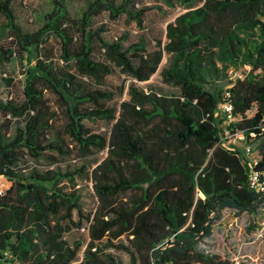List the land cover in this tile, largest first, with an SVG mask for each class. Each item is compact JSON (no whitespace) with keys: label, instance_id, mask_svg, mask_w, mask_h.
Returning a JSON list of instances; mask_svg holds the SVG:
<instances>
[{"label":"trees","instance_id":"obj_1","mask_svg":"<svg viewBox=\"0 0 264 264\" xmlns=\"http://www.w3.org/2000/svg\"><path fill=\"white\" fill-rule=\"evenodd\" d=\"M69 1L50 0L41 25L28 30L13 0H0V37L10 38L0 43V65L35 52L37 70L25 69L20 97L0 98V177L11 182L0 192V261L124 264L122 251L130 264H233L200 241L222 210L253 215L264 203V191L250 186L252 171L264 183V0H162L182 10L152 49L144 35L127 46L124 37L107 40L95 21L106 12L142 28L150 6L88 0L72 14ZM165 56L161 81L176 92L137 86ZM231 67L244 77L232 81ZM111 75L121 83H109ZM223 99L233 106L230 134L257 152L256 164L224 146ZM94 119L108 132L93 131L86 121ZM41 159L81 162L31 165ZM78 178L91 182V212ZM83 226L79 256L82 240L64 234Z\"/></svg>","mask_w":264,"mask_h":264},{"label":"rangeland","instance_id":"obj_2","mask_svg":"<svg viewBox=\"0 0 264 264\" xmlns=\"http://www.w3.org/2000/svg\"><path fill=\"white\" fill-rule=\"evenodd\" d=\"M88 0H70L69 9L72 14L78 13L85 7ZM137 5L150 6L146 12L145 21L142 28H138L134 23H128L124 17H119L115 21H111L107 17V13H101L100 17L96 18V23H104L106 31L103 36L107 40L124 37V45L127 46L130 42L136 40L138 35H144L148 40V49H152L154 39L162 37L165 40L164 29L168 22L182 10L179 6L170 7L163 3L162 0H137ZM14 12L17 15L18 22L24 29L35 30L41 25V18L50 9V0H13ZM0 23L2 19L0 17ZM126 37V38H125ZM10 38L6 35L0 37V43H7ZM48 45L57 46V39L53 35L47 37ZM35 52L26 54L23 60L17 56H13L10 62H5L0 65V98L6 99L9 97H20L21 89L24 82V71L26 68L36 72ZM166 63V56L162 59L157 71L145 82H135L137 86L145 90L149 86L157 91L164 93H174L176 89L170 85H166L161 81L160 70ZM242 69V68H239ZM12 78V83L7 84L3 78ZM108 82L112 84H120V78L116 75L108 77ZM123 98H128L126 93ZM217 118L222 122L220 109H216ZM86 124L95 132H108L109 125L103 120L94 119L86 121ZM230 139H228L229 141ZM235 147L241 153L245 160H250L254 157L253 154H248L244 150V142L235 138ZM105 152H99L95 157L89 159H102ZM52 164L47 159H41L36 164L37 167L43 169L47 166L65 167L69 163L80 164V160L64 161ZM77 187H80L82 194V205L85 211L91 212L96 204V198L92 192V185L89 180L80 178L76 181ZM11 182L0 177V191H4L9 187ZM87 223L85 222L84 225ZM64 237L72 242L80 239L83 242L79 256L85 248V243L88 239V234L85 226L80 229L73 228L64 234ZM201 248L210 253H216L228 259H236L242 264H264V203L258 208L256 214L246 212L238 213L235 210L226 208L221 211L220 217L214 220L211 235L204 237L200 241ZM124 264H130L129 256L125 252H117ZM0 264H6L0 261Z\"/></svg>","mask_w":264,"mask_h":264},{"label":"built area","instance_id":"obj_3","mask_svg":"<svg viewBox=\"0 0 264 264\" xmlns=\"http://www.w3.org/2000/svg\"><path fill=\"white\" fill-rule=\"evenodd\" d=\"M228 76L229 78L234 81L235 79H242L244 77V73L242 69H234V68H229L228 71ZM223 96L228 97L229 93L227 90L224 91ZM218 108L220 109L221 115H222V119L223 121L221 122V138H222V142L224 144V146H227L230 149H236L235 147V138L236 139H243V136L240 134L238 136H232L230 134V128L229 125L232 123V121H234V115H233V106L232 104L227 101V100H222L219 102L218 104ZM223 135V136H222ZM228 139H230L228 141ZM237 150V149H236ZM244 150L246 153L248 154H253L254 157L249 161V163L251 164H256L257 162V152L256 151H252L250 146L244 145ZM250 186L255 189L256 191H264V183L259 181V173L252 171L250 174ZM2 192V191H0ZM233 261V264H242L240 261L236 260V259H231Z\"/></svg>","mask_w":264,"mask_h":264}]
</instances>
